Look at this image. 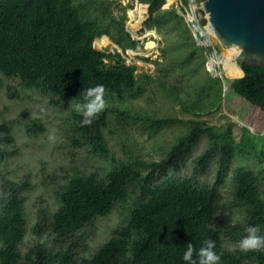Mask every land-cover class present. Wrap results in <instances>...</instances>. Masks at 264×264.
<instances>
[{
    "label": "trees",
    "instance_id": "obj_1",
    "mask_svg": "<svg viewBox=\"0 0 264 264\" xmlns=\"http://www.w3.org/2000/svg\"><path fill=\"white\" fill-rule=\"evenodd\" d=\"M179 2L163 9L164 0H138L148 6L145 26L160 37L161 62L156 64L155 75H137V67L127 64L123 55L136 51L139 41L124 28L125 10L113 15V0H0L3 78L24 92L43 95L53 108L82 101L80 93L98 84L104 85L108 101V107L88 126H81L82 114L74 108L68 112L64 130L68 145L73 150L87 149L101 165L91 172H72L63 184L49 174L48 180L56 185L57 208L39 209L29 228L25 205L34 183L30 173L9 179L2 172L7 158L19 151L14 123L0 110V264H186V245L193 244L198 251L205 240L215 241L220 264H264V249L245 252L223 241L230 235L238 244L250 225L259 226V234L264 235V167L255 172L237 166L230 171L235 155L245 157L255 152L256 145L264 147V134L250 135L242 127L245 136L236 142L234 123L217 127L200 120L220 111L228 92L264 113V69L243 64L242 77L213 76L205 69L213 48L197 44L184 17L189 0ZM102 37L117 49L112 53L95 49L94 41ZM153 84L163 98L194 119H158L154 113L131 107ZM3 86L0 79V90ZM7 96L26 98L10 87ZM20 115L28 118L29 112L23 110ZM146 121L150 122V137L173 123L186 127L161 149L159 160L141 159L126 151L124 143L120 145L125 157L115 159L109 145L114 129H120L119 134L133 127L145 129ZM43 132L40 120L26 126L30 137ZM203 140V151L190 163L192 174L182 175L186 160ZM258 158L264 164L263 149ZM212 163L216 165L214 179L202 181L199 176ZM229 172L233 184L230 207L240 210L242 220L222 227L216 223L217 210ZM118 209L121 221L107 240L91 249L96 222Z\"/></svg>",
    "mask_w": 264,
    "mask_h": 264
},
{
    "label": "rangeland",
    "instance_id": "obj_2",
    "mask_svg": "<svg viewBox=\"0 0 264 264\" xmlns=\"http://www.w3.org/2000/svg\"><path fill=\"white\" fill-rule=\"evenodd\" d=\"M104 1L108 2L109 0ZM179 1L180 0H172L169 3L168 0H164L165 3L162 8L169 9L172 5H180ZM113 2V15H121L124 9L127 17L124 28L133 39L139 41V46L136 51H127L125 55H123V58L127 64H133L137 67V75H141L142 73L155 75L156 64L161 62L159 52V47L161 45L159 43L160 37L157 31L149 29L144 24L148 16L147 5L139 4L138 0H113ZM201 7V4H198L195 0H191L184 14L186 21L191 17V9L196 11L199 18ZM136 9L138 10L136 11ZM130 12H134V20L130 18ZM200 17H202V14ZM211 34L207 33L203 38H198L197 41V44L200 46L213 48L212 53L207 55L205 69L213 76L221 75L223 79H233L224 76L221 63L224 60V52L228 50L238 52V49L234 46L221 47L215 39H212L213 36ZM99 40L100 39H96L93 43L95 49L113 52L115 48L110 40H108L109 44L106 47L100 46ZM149 43L152 44L151 47L148 46ZM235 56L232 59L233 63ZM142 59H148L149 61L147 62ZM0 79L4 85L3 89L0 90V110H5V117L10 122L14 123L15 146H17L19 151L18 155L7 158V162H5L2 167V172L7 173L6 176H8L9 179H20L28 173L32 176L31 182L34 183V188L28 193L25 205L26 217L28 219L27 228H29L34 223L36 213L39 209L53 211L57 208L54 197L56 185L53 184L51 180H48L47 177L49 174L56 175L59 183L63 184L65 177L69 176L72 172H91V170L101 165V160L92 156L87 149L73 150L68 145L64 130L67 126L68 112L74 108L73 105L53 108L48 105L47 99L43 95L33 91L24 92L14 81L5 79L1 75ZM8 87H10L15 94L19 93L21 96L25 94L26 98L24 100L8 99ZM130 105L135 109L142 108L143 111H147L149 114L154 113L155 117L158 119L167 118L184 121L194 119L182 113L177 106H174L163 98L158 91L155 90L154 84L151 85L148 94H146L144 98L134 101L130 103ZM23 110L29 112L28 118H23L20 115ZM36 119L40 120L44 125L45 132L37 137H30L26 133V126L31 120ZM200 120L217 127L225 126L229 122L234 123L236 127L233 129V134L236 142H238L242 136H245L244 133L240 131L242 127L247 128L250 135L264 134V113L255 106L235 96L233 92L227 93L222 101L220 111L212 115L202 116ZM149 123V121L145 122L147 126L145 129L133 127L127 129V132L123 134H119L120 129L115 128L113 135L109 137L112 156L115 159H123V157H125L121 146L122 143H124L126 151H132L141 159L146 161L159 160L163 157L161 149H166L173 137L182 133L186 127L185 125L173 123L171 126L160 128L150 137L147 134ZM204 147L205 141L203 140L193 149L186 160L185 166L181 169L182 175L189 176L192 174L190 166L191 160L199 155ZM261 149L264 150V147L256 145L255 152H251L245 157L235 155L230 165V171L237 166H246L257 172L264 167V164L261 165L258 163V155ZM9 153H11L10 150L8 151V154ZM215 171L216 165L212 163L209 169L199 176V178L202 181L211 182L214 179ZM168 172L171 173V171ZM230 175L231 173L229 172L225 179L224 186L220 189L221 200L217 210V226L232 227L238 221L242 220L240 210L230 207L233 190ZM162 177H164V175L159 176V178ZM262 182L264 184V174ZM0 198H3L1 187ZM121 212V209H118L108 217L96 222L95 226L92 228L91 240L89 242V247L91 249L97 248L110 237L111 229L122 219ZM223 241L225 246L231 249L235 247L239 248L238 244L233 243L230 239V235L228 237H223Z\"/></svg>",
    "mask_w": 264,
    "mask_h": 264
},
{
    "label": "water",
    "instance_id": "obj_3",
    "mask_svg": "<svg viewBox=\"0 0 264 264\" xmlns=\"http://www.w3.org/2000/svg\"><path fill=\"white\" fill-rule=\"evenodd\" d=\"M195 2L202 6L199 12L202 17L198 18L199 30L191 26L196 41L205 36L203 29L205 25H209L221 47L234 46L238 49L234 64L242 74L243 64L264 69V0H195ZM190 15L196 16L192 9ZM114 48L117 49L116 45ZM118 52L121 53L120 50ZM218 77L223 79L221 75Z\"/></svg>",
    "mask_w": 264,
    "mask_h": 264
},
{
    "label": "clouds",
    "instance_id": "obj_4",
    "mask_svg": "<svg viewBox=\"0 0 264 264\" xmlns=\"http://www.w3.org/2000/svg\"><path fill=\"white\" fill-rule=\"evenodd\" d=\"M80 95L82 101L73 105L77 113L82 114L81 126L91 125L94 118L108 107L106 89L98 84L83 90ZM247 235L238 243L242 251H260L264 249V235H260L259 226L250 225L245 229ZM215 241L205 240L198 251L193 244H187L183 254L186 264H220V256L214 251ZM195 255L196 259H193Z\"/></svg>",
    "mask_w": 264,
    "mask_h": 264
},
{
    "label": "bare ground",
    "instance_id": "obj_5",
    "mask_svg": "<svg viewBox=\"0 0 264 264\" xmlns=\"http://www.w3.org/2000/svg\"><path fill=\"white\" fill-rule=\"evenodd\" d=\"M172 0H168V2L170 3ZM194 8V7H193ZM138 9H136L137 11ZM140 10V9H139ZM141 13V12H140ZM142 16V15H141ZM130 18L132 20H134V12H130ZM141 18V17H140ZM136 22V21H135ZM138 23V22H137ZM135 28V27H133ZM139 28V27H138ZM205 30L208 34H211L212 31L209 29L208 25L205 26ZM213 37L212 39L214 40L215 37L213 34H211ZM109 39H107V37H102L100 38V46L102 47H106L109 44ZM216 42V41H215ZM148 46H152L151 43L148 44ZM237 54L236 51H227L224 52V60L221 63L223 66V70H224V76L227 78H236L242 75L241 71L236 67V65L232 62L233 57Z\"/></svg>",
    "mask_w": 264,
    "mask_h": 264
},
{
    "label": "built area",
    "instance_id": "obj_6",
    "mask_svg": "<svg viewBox=\"0 0 264 264\" xmlns=\"http://www.w3.org/2000/svg\"><path fill=\"white\" fill-rule=\"evenodd\" d=\"M191 0H189V2H190ZM176 6H177V4H176ZM201 9H202V7H201ZM193 10V9H192ZM194 11V13L196 14V16H191L189 19H188V24H190V26H192L193 28H195L197 31L199 30V28H198V16H197V13H196V11L195 10H193ZM200 11V10H199ZM198 11V12H199ZM204 16H206V15H204ZM204 31H205V35L207 34V32H206V30H205V28H204Z\"/></svg>",
    "mask_w": 264,
    "mask_h": 264
},
{
    "label": "crops",
    "instance_id": "obj_7",
    "mask_svg": "<svg viewBox=\"0 0 264 264\" xmlns=\"http://www.w3.org/2000/svg\"><path fill=\"white\" fill-rule=\"evenodd\" d=\"M243 75V74H242ZM242 75L241 76H239V77H242Z\"/></svg>",
    "mask_w": 264,
    "mask_h": 264
}]
</instances>
